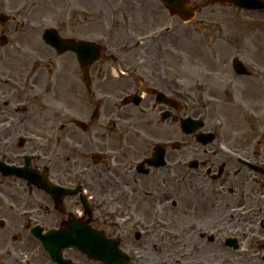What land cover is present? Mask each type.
<instances>
[{"label":"flooded vegetation","instance_id":"1","mask_svg":"<svg viewBox=\"0 0 264 264\" xmlns=\"http://www.w3.org/2000/svg\"><path fill=\"white\" fill-rule=\"evenodd\" d=\"M108 1L97 11L110 19L120 12ZM53 9L51 0H0V264H61L36 233L70 264H105L62 247L68 228L74 234L87 227L102 237L98 247L117 243L126 253L140 224L142 247L156 250L150 240L163 230L159 219L186 250L183 264H264V101L247 103L235 126L218 129L207 119L204 131L182 133L181 105L184 115L199 111L181 89L179 57L163 51L158 36L145 50L133 43L127 51L124 10L114 31L122 29L124 51L104 53L87 68L85 87L92 100L97 95L93 113L76 93L69 117L67 54L41 40ZM66 10L60 6L62 30ZM130 22L146 27L144 18ZM166 43L177 46L173 38ZM114 66L126 75L116 80ZM124 89L139 94V103L129 97L119 106L109 98ZM69 118L84 122V131L68 130ZM208 134L209 142L198 139ZM25 155L33 169L46 168L49 181L72 192L37 189L10 172ZM121 217L128 224H116Z\"/></svg>","mask_w":264,"mask_h":264},{"label":"rangeland","instance_id":"2","mask_svg":"<svg viewBox=\"0 0 264 264\" xmlns=\"http://www.w3.org/2000/svg\"><path fill=\"white\" fill-rule=\"evenodd\" d=\"M57 4L69 8L71 21L68 23L67 33L73 32L76 37H87L90 39L104 38L105 35H111L116 31L114 24L110 18L100 14L101 19L95 23L96 10L93 9L96 1L101 4L100 7L104 9L110 1L103 0H53ZM127 8L131 9L134 5V0H129ZM141 1V0H138ZM191 3L197 7L198 13L188 23L181 22L176 16H170L168 12L161 6L159 0H143L144 4H148L149 17L147 19V26L139 29L137 33H145L159 25L174 24V41H176L179 56V67L188 69L192 74L199 78L206 77L204 72H211V74L230 71V61L234 56L241 58L245 65L253 71L258 69L264 73V13H245L233 6L226 4L210 3L209 0H190ZM125 4V5H126ZM132 6H131V5ZM129 5V7H128ZM155 10L153 11V8ZM72 9V10H71ZM152 10V11H150ZM140 18H144L138 12ZM172 18L171 20H167ZM177 26V27H176ZM167 38V39H170ZM176 38V39H175ZM123 34L119 33L111 39L112 45H119L123 42ZM163 39L162 46L167 43ZM144 48V47H142ZM123 51L120 47L117 51ZM164 51L169 49L164 48ZM72 55L68 54L67 63L69 68L72 64ZM211 74L208 75L211 77ZM258 79L246 80L248 88L243 92L233 90V101L237 103L239 100H244L248 103L264 101V89L259 83L263 81L264 75L257 76ZM194 81H192L193 83ZM77 87V86H76ZM196 90L195 95H203L205 93L204 85L201 82H196L194 85ZM68 89V93H74ZM127 91L115 92L116 98H120L126 94ZM228 94V92H225ZM199 96V97H200ZM84 103L87 105V98L83 94ZM220 99H223L220 97ZM229 98L223 99V102L228 101ZM227 104L221 108L220 116L230 118L235 117L236 112L229 108ZM220 109V108H219Z\"/></svg>","mask_w":264,"mask_h":264},{"label":"water","instance_id":"3","mask_svg":"<svg viewBox=\"0 0 264 264\" xmlns=\"http://www.w3.org/2000/svg\"><path fill=\"white\" fill-rule=\"evenodd\" d=\"M163 4L166 8L170 9L171 12L177 13L182 20H189L194 14L192 8L188 5V0H162ZM227 1L229 3H234L235 5L242 6L244 4H249V0H222ZM50 35V34H49ZM48 42L49 44L58 47L60 44H66V49L72 50L74 53L78 55V59L80 61H85V55L93 54V52H97L98 48L95 44L89 42H72L66 41L58 38L55 34L49 36ZM82 53L84 57L82 56Z\"/></svg>","mask_w":264,"mask_h":264}]
</instances>
